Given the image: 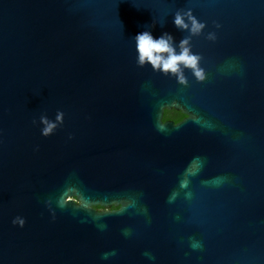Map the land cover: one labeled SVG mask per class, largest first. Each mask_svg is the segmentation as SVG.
<instances>
[{
	"label": "water",
	"instance_id": "water-1",
	"mask_svg": "<svg viewBox=\"0 0 264 264\" xmlns=\"http://www.w3.org/2000/svg\"><path fill=\"white\" fill-rule=\"evenodd\" d=\"M188 9L184 85L134 38ZM0 188V264H264V0H0Z\"/></svg>",
	"mask_w": 264,
	"mask_h": 264
},
{
	"label": "clouds",
	"instance_id": "clouds-1",
	"mask_svg": "<svg viewBox=\"0 0 264 264\" xmlns=\"http://www.w3.org/2000/svg\"><path fill=\"white\" fill-rule=\"evenodd\" d=\"M174 24L177 29L188 32L189 35L179 42V51L175 43V38L172 34L164 32L159 37H155L152 31L145 30L138 33L135 38V50L137 53L136 62L138 66H149L154 71L163 73L164 75H171L175 77L180 84L187 85L188 80L184 74L185 69H190L197 81L205 82L207 80V73L204 67L201 66L203 57L192 51L191 39L193 36H200L205 33L208 27L206 22H202L191 9L179 10L174 15ZM155 26V22L153 27ZM220 28V24L215 25ZM207 38L212 41L217 40L215 32H209ZM65 122V112L58 110L55 119H50L47 114H42L39 120H33L34 124L42 125L41 134L44 137H50L58 128L63 126ZM69 140L74 139V136L69 135ZM37 150L38 147H37ZM63 206V202H61ZM55 217V214H53ZM14 225L19 224L22 228L25 225V220L19 216L12 221ZM115 255V252L105 253L104 258L108 255ZM146 255H149L146 253ZM154 259V257H150Z\"/></svg>",
	"mask_w": 264,
	"mask_h": 264
},
{
	"label": "trees",
	"instance_id": "trees-1",
	"mask_svg": "<svg viewBox=\"0 0 264 264\" xmlns=\"http://www.w3.org/2000/svg\"><path fill=\"white\" fill-rule=\"evenodd\" d=\"M185 116L181 113V112H177V111H167L165 113V116H164V121H168V120H171V119H174L176 122L178 121H181ZM97 210H100L102 211L103 208L101 207H97L96 208ZM112 209H117V207H113Z\"/></svg>",
	"mask_w": 264,
	"mask_h": 264
},
{
	"label": "flooded vegetation",
	"instance_id": "flooded-vegetation-1",
	"mask_svg": "<svg viewBox=\"0 0 264 264\" xmlns=\"http://www.w3.org/2000/svg\"><path fill=\"white\" fill-rule=\"evenodd\" d=\"M184 119H185V117L181 121H183ZM168 121H174L175 123H180L181 122V121L176 122L174 119H171V120H168ZM7 190H8V188H7ZM7 196H8V193H6V198H7ZM0 200H1V188H0ZM7 201H8V198H7ZM0 204H1V201H0ZM112 210H114V209H112Z\"/></svg>",
	"mask_w": 264,
	"mask_h": 264
}]
</instances>
